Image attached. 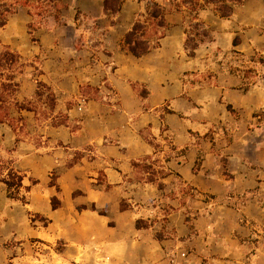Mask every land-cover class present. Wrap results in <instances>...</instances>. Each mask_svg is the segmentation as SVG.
I'll return each instance as SVG.
<instances>
[{"label":"rangeland","instance_id":"1","mask_svg":"<svg viewBox=\"0 0 264 264\" xmlns=\"http://www.w3.org/2000/svg\"><path fill=\"white\" fill-rule=\"evenodd\" d=\"M104 1L0 0V264H264V0Z\"/></svg>","mask_w":264,"mask_h":264},{"label":"trees","instance_id":"2","mask_svg":"<svg viewBox=\"0 0 264 264\" xmlns=\"http://www.w3.org/2000/svg\"><path fill=\"white\" fill-rule=\"evenodd\" d=\"M125 1L126 0H105L104 5L108 11L116 13ZM243 1L244 0H179L175 2V6L179 11L182 9V6L189 8L191 11H198L211 6L220 17H229L233 12L231 3L240 5ZM166 27V11L158 3L153 2L148 5L146 13L144 14V20H138L132 29L123 36L121 40L122 48L136 57H141L150 52L153 48L159 46L160 39L164 37V33L161 32V30H164ZM187 33V46L190 49H195L199 43L204 42L205 38L209 35L208 31L205 28H201L199 23L187 29ZM155 37L156 40L154 41ZM4 55L9 56L15 62L17 61L18 56L13 53L6 52ZM14 177L16 180L15 178H13V180L7 179L5 183L7 185L8 197L18 199L20 188L23 186L22 177L17 175H14ZM137 227L142 229L148 226L143 220H139L137 222Z\"/></svg>","mask_w":264,"mask_h":264}]
</instances>
